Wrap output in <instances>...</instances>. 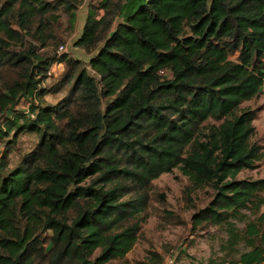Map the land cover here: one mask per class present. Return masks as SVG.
<instances>
[{"label":"trees","instance_id":"16d2710c","mask_svg":"<svg viewBox=\"0 0 264 264\" xmlns=\"http://www.w3.org/2000/svg\"><path fill=\"white\" fill-rule=\"evenodd\" d=\"M84 1L0 0V264H164L127 254L154 206L184 223L154 183L175 169L190 234L226 235L201 264H264V177H238L264 162L241 106L264 84V0L89 1L86 61L51 48Z\"/></svg>","mask_w":264,"mask_h":264},{"label":"rangeland","instance_id":"374dc122","mask_svg":"<svg viewBox=\"0 0 264 264\" xmlns=\"http://www.w3.org/2000/svg\"><path fill=\"white\" fill-rule=\"evenodd\" d=\"M89 1L97 2L98 0H85L78 7L75 27L71 30L68 28L67 17L61 13L60 25L56 29L58 33V46L51 47L58 54L67 53L68 55L82 60H87L89 55L80 47H75L73 41L81 33L84 19L87 13V4ZM64 47V50L60 49ZM63 64H55L51 67L52 77L45 81V84L58 78L62 73ZM46 101L53 100L51 96H45ZM243 107L258 109L253 125L255 134L252 140L264 145V84L260 93L254 98L241 104ZM21 109L27 110L26 105H22ZM38 135L36 133H25L16 138V142L8 157L9 167L15 165L19 161L22 153L29 151L37 142ZM4 143L0 144V153L3 152ZM238 177L259 178L264 177V162H261L253 170L242 171ZM154 183L166 195V203L163 205L168 210L176 213L182 220L183 224L175 225L166 223L160 217L162 213L154 206L146 220L142 225L139 238L127 254L130 261L142 259L149 251H157L164 255V264H201L206 263L209 257H217L222 254L220 245L224 242L226 235L223 231L213 227L209 233L190 234L189 217L192 209H189L182 195L183 189L187 184V179L180 173L178 169L170 173L162 174L154 180ZM193 199L197 207L202 206L207 199V191H196L193 193ZM182 250L184 252H182ZM177 257H179L177 259ZM171 261V262H170ZM115 264V262L110 263Z\"/></svg>","mask_w":264,"mask_h":264},{"label":"built area","instance_id":"2783aa9c","mask_svg":"<svg viewBox=\"0 0 264 264\" xmlns=\"http://www.w3.org/2000/svg\"><path fill=\"white\" fill-rule=\"evenodd\" d=\"M60 49H61V50H64V47H63V46H60ZM170 262H171V261H170Z\"/></svg>","mask_w":264,"mask_h":264},{"label":"crops","instance_id":"0c3cea01","mask_svg":"<svg viewBox=\"0 0 264 264\" xmlns=\"http://www.w3.org/2000/svg\"><path fill=\"white\" fill-rule=\"evenodd\" d=\"M263 210H264V207H263Z\"/></svg>","mask_w":264,"mask_h":264}]
</instances>
